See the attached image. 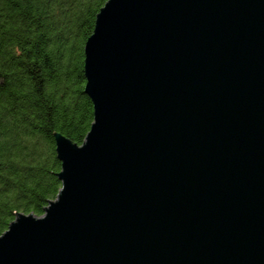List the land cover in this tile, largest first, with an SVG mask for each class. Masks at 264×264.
<instances>
[{"label":"water","instance_id":"1","mask_svg":"<svg viewBox=\"0 0 264 264\" xmlns=\"http://www.w3.org/2000/svg\"><path fill=\"white\" fill-rule=\"evenodd\" d=\"M84 56L93 122L0 264H264V0H107Z\"/></svg>","mask_w":264,"mask_h":264},{"label":"trees","instance_id":"2","mask_svg":"<svg viewBox=\"0 0 264 264\" xmlns=\"http://www.w3.org/2000/svg\"><path fill=\"white\" fill-rule=\"evenodd\" d=\"M107 0H0V235L57 198L55 133L81 145L93 122L84 45Z\"/></svg>","mask_w":264,"mask_h":264}]
</instances>
